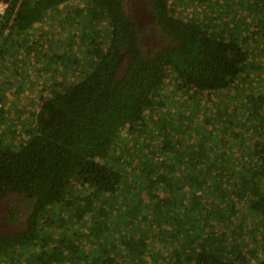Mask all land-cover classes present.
<instances>
[{"label": "rangeland", "instance_id": "rangeland-1", "mask_svg": "<svg viewBox=\"0 0 264 264\" xmlns=\"http://www.w3.org/2000/svg\"><path fill=\"white\" fill-rule=\"evenodd\" d=\"M125 2L143 32L144 52L150 54L166 44L148 12V0ZM95 7L93 0H72L2 47L0 140L10 151L29 140L27 131L30 136L36 132V113L43 99L51 97L55 87H68L82 80L106 48L110 35L105 16L99 11L100 22L89 26V10ZM171 10L173 17L195 18L206 29L221 26L227 18L236 28L228 30L222 25V30L229 31L227 35L248 37L245 45L240 42L248 53L247 68L232 87L216 94L179 91V82L170 71L142 125L124 128L116 137L111 153L114 159L109 165L125 170L134 187L129 197L119 191L94 198V192L74 183L66 194L72 205L68 208L63 202L51 207L39 224L51 237L46 255L52 259L50 264H89L99 249L108 256L119 253L117 257L123 264H138L137 257L142 264H170L176 255L184 258L179 240L182 237L178 239L179 229L175 228V218L179 219L175 206L161 203L164 196H171L170 189L166 192L165 185L144 186L149 161L176 156L163 151L172 139H183L184 147L195 139L196 147L202 146L206 152V164L198 165L203 174L197 176L204 184L194 187L198 188L194 196L201 202L198 212L205 214L194 216V236L214 233L227 251L237 249L232 256L240 252L250 264H258L264 257V224L248 209L245 182L258 173L255 181L264 194V0H171ZM259 97L263 103L257 100ZM179 194L174 196L186 192ZM31 211L32 202L18 195L9 197L0 204V234L22 230ZM12 212L14 222L8 221ZM163 234L165 237H161ZM24 251L25 255L14 264H25L32 255L39 256L42 249Z\"/></svg>", "mask_w": 264, "mask_h": 264}, {"label": "trees", "instance_id": "trees-1", "mask_svg": "<svg viewBox=\"0 0 264 264\" xmlns=\"http://www.w3.org/2000/svg\"><path fill=\"white\" fill-rule=\"evenodd\" d=\"M71 1L0 0L7 6L0 19V56L8 40L25 35L49 12ZM93 1L96 7L89 10V26L100 22L99 11L109 24L110 38L99 59L78 83L55 87L51 97L43 99L36 113V132L30 136L27 131L30 138L19 149L10 151L5 141L0 140V204L13 195L32 202V211L23 229L0 234V262L14 264L25 255L24 250L38 247L42 249L40 255H32L25 264L52 262L50 256H46L51 237L39 224L51 207L63 202L68 208L72 205L66 194L74 183L82 190L94 192V198L104 192L116 194L119 191L129 197V190L134 187L129 184L125 170L109 165L114 159L111 153L116 137L124 128L131 130L142 125L146 111L152 107L170 71L179 82V91L194 89V93L216 94L232 87L247 68L248 53L242 45L248 37L227 35L229 29L236 30L227 18L222 25L228 26V30H222V25L206 29L195 18L173 17L171 0H148V12L166 44L146 54L143 32L125 0ZM257 100L263 103V98ZM193 141L184 147L183 139H172L169 145H164L163 151L176 156L149 161L150 170L144 175V186L165 185L166 192L170 189L171 196H164L161 203L165 202L168 207L174 205L179 216L175 218V228L179 229L178 239L179 235L182 237L179 240L185 256L182 259L176 255L170 264H250L240 252L232 256V251L237 249L232 247L227 251L214 233L200 232L194 236V216L205 214L198 212L201 202L194 196V189H198L194 187L204 184L197 180V176L203 174L198 165H203L207 158L202 151L204 148L196 147L197 140ZM171 176L180 179L171 180ZM255 176L258 173L245 181L248 209L264 224V194L258 189ZM180 192L186 194L179 197ZM8 221H16L14 212ZM161 237H165L164 234ZM118 255L108 256L99 249L89 264H123ZM137 260L142 264L140 258ZM258 264H264V257Z\"/></svg>", "mask_w": 264, "mask_h": 264}, {"label": "built area", "instance_id": "built-area-1", "mask_svg": "<svg viewBox=\"0 0 264 264\" xmlns=\"http://www.w3.org/2000/svg\"><path fill=\"white\" fill-rule=\"evenodd\" d=\"M6 7H7L6 4L0 3V19L5 13Z\"/></svg>", "mask_w": 264, "mask_h": 264}, {"label": "flooded vegetation", "instance_id": "flooded-vegetation-1", "mask_svg": "<svg viewBox=\"0 0 264 264\" xmlns=\"http://www.w3.org/2000/svg\"><path fill=\"white\" fill-rule=\"evenodd\" d=\"M0 48H1V45H0ZM2 58H0V60H1Z\"/></svg>", "mask_w": 264, "mask_h": 264}]
</instances>
